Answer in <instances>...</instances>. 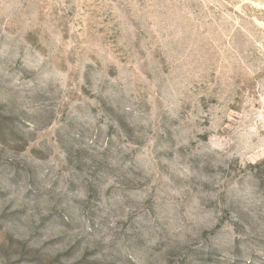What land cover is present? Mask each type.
Here are the masks:
<instances>
[{
    "label": "rangeland",
    "instance_id": "1",
    "mask_svg": "<svg viewBox=\"0 0 264 264\" xmlns=\"http://www.w3.org/2000/svg\"><path fill=\"white\" fill-rule=\"evenodd\" d=\"M0 264H264V0H0Z\"/></svg>",
    "mask_w": 264,
    "mask_h": 264
}]
</instances>
